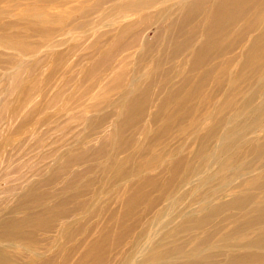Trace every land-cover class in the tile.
<instances>
[{
	"label": "rangeland",
	"instance_id": "obj_1",
	"mask_svg": "<svg viewBox=\"0 0 264 264\" xmlns=\"http://www.w3.org/2000/svg\"><path fill=\"white\" fill-rule=\"evenodd\" d=\"M180 1L0 0V212L10 208L16 195L27 185L38 181H41V191L49 192L54 196L53 200L60 201L63 185L75 172H81L90 165L97 168L102 166L111 155L113 123L120 113L116 100L120 98L122 91L128 90L131 78L143 72V68L140 72L136 69V53L144 48L146 55L156 54L160 48L159 40L176 15L167 17L174 13ZM214 2L215 0H209L202 7V13L187 30L206 24ZM236 2L245 13L243 20L232 27V36L235 37L238 27L246 22L254 23L250 32V36H254L264 28V0ZM133 37H136L133 40L136 41L134 46L113 52V46L118 40L129 41ZM236 44L234 42L229 45L232 53L228 57L222 56L214 63L220 65L225 58L236 59V63H231L226 70L224 84L216 91L215 98L211 99L212 106L204 107L186 122L183 128L186 133L173 131L169 134L170 137L160 139L157 143L154 140V145L147 152L143 145L146 138L168 123L174 126L173 123L180 117L174 116L165 125L166 115L163 114L171 109L167 107L161 111V116L154 125L149 124L157 111L159 100L165 94L164 92L159 98V92L154 88V103L147 106L144 118L135 124L134 129L123 134L132 142L130 153L144 150V155L136 160L134 174L136 178L142 179L141 190L145 195L142 192L138 195L141 201L131 214L130 222L120 226L123 230L132 229L131 236L124 240L118 250L110 253V260L101 264H121L141 231L150 222L158 221L157 214L163 212L168 203L173 205V214L179 213L180 216L196 207L192 214L196 220L204 217L210 210H215L214 207L221 211L216 216L212 213L213 217L202 230L196 229L195 224H184L186 229L166 239V247L150 252L144 264H264V153L254 161L250 154L264 135L239 133L244 131L245 124L252 123L256 118L261 120L255 128L264 126V82L251 80L257 84L237 98L230 114L235 115L241 111L246 118L237 119L238 121L229 125L237 126L239 131L227 139L225 151L222 149L214 152L213 147L218 141L216 138L215 141H209L203 152L200 150L198 153V144L192 134L195 127L200 134L204 133L206 125L215 121L217 111L213 104H217L228 94L231 80H237V61L247 42ZM108 52L111 53L109 57L106 56ZM188 53L189 51L184 52L177 61H181ZM100 58L102 63L97 65L96 71H91L93 64L99 63ZM176 71L174 68L172 74ZM118 74L123 78L114 85ZM212 84L211 77L206 81L200 98L211 93ZM113 86L117 87L116 90H113ZM245 86L246 84L241 90ZM197 103L198 99L191 103L194 110L200 109L196 108ZM106 114L108 118L100 123L99 128L92 130L87 127L89 118ZM195 119L197 120L194 121ZM84 137L91 138L85 142ZM81 140L84 141V148L92 149L97 148L102 141L105 147L99 154L107 157L95 162L92 158L87 160L80 157L77 163L64 166L68 163L65 155L74 153L79 156L81 151H77L74 144H80ZM171 150L175 156L178 152L182 161L176 182L166 187L165 182L171 177L173 163L168 162L170 158L165 156V166H161L157 158L160 153ZM125 155L120 154L119 157L123 158ZM78 159L74 158L71 162ZM61 165L64 166L63 169L53 177V170ZM236 165L238 167L233 171ZM126 166H132L131 161ZM200 175H203L202 179L197 183L195 180ZM228 175L232 177L223 178ZM89 178H92L95 185L88 196L82 199L88 202L92 200L95 191L104 185L101 180L105 183L108 181L103 179L102 170H94L92 173L86 170L83 180ZM77 188L78 184L75 185V189ZM110 192L107 193V196H111L107 198L108 204L115 203L112 209L116 211V215L124 213L122 200L116 199ZM234 199H244L245 206L240 210L228 205L224 208L221 206ZM204 200L207 201L202 204ZM88 212L89 207L68 215V219H57L52 224L51 233L39 234L38 241L43 243L38 244L42 247L51 244L59 238L57 236L62 225ZM108 214L109 210L104 217L108 222L101 220L100 227L103 230L105 226L107 229L112 226ZM92 220L90 223L86 222L80 237L74 244L64 248L54 264H85L91 261L81 254L88 245L81 244L75 250L74 247L86 235H90L89 241L102 237V231H89L90 226L99 222L100 218ZM169 226L160 222L151 230L161 232ZM106 236L114 238L112 235ZM102 239L107 243L103 237ZM67 254L70 260L64 259ZM242 254L246 256L240 257Z\"/></svg>",
	"mask_w": 264,
	"mask_h": 264
},
{
	"label": "bare ground",
	"instance_id": "obj_2",
	"mask_svg": "<svg viewBox=\"0 0 264 264\" xmlns=\"http://www.w3.org/2000/svg\"><path fill=\"white\" fill-rule=\"evenodd\" d=\"M208 1L209 0H181L180 5L174 11L175 14L173 13L170 17H167L171 18L176 15L173 21L167 26L164 36L159 40L160 48L156 54L151 53L153 54L151 55L148 53L146 55L144 48H141L139 52L136 53L138 60L136 69H139L140 72L143 68V72H138V75H134V77L131 78L128 90L122 91L120 98L116 100V105L120 108V113L113 123L114 130L112 135L113 145L111 146V155L107 157L99 154L105 147V143L102 141L97 148H84L82 143L84 141L86 142L91 137H84V141L81 140L80 144H74V146H77V151H81L79 156L74 153L65 155V159L68 163H65L64 166L67 164L71 165V163L75 162L77 163V161H80L78 159L80 157L87 160L92 158L93 162L107 157L102 166L97 168L90 165L81 172H75L63 185L60 191V195L62 196L60 201L53 200L54 196L50 195L49 192L41 191V181H38L27 185L20 194L16 195L13 205L0 212V264H54L57 258L64 252V248L74 244L75 240L80 237L82 229L86 226V222L90 223L93 221L92 219L96 217H99L100 221L94 222L90 226L89 231L96 230L100 233L102 231L101 236L107 243H104L102 237L99 236L89 241L88 238L90 235H86L85 238L78 241L74 250L81 244L88 245L86 249L84 248L81 251L83 257L91 260L85 262V264H101L110 260V253L118 250L124 240L132 234V229L125 228L123 230L120 226L130 222L131 214L141 201L138 195L141 192L145 195V192L141 190L142 179L136 178L134 174L136 170V160L144 155V150H135L133 153H130L133 147L132 142L128 141L123 134L127 130L134 129L135 124L144 118L147 113V106L154 103L155 97L152 93L154 88H157L159 98L164 92L165 94L163 98L159 100L157 111L149 121V124L151 126L154 125L161 116V111L167 107L171 109L168 111L166 110V113L163 114V116L166 115L165 125L171 122L174 116L180 115V117L176 123H173L174 126L168 123L165 127L161 126L160 131L156 130L155 134L149 135L146 138L143 145L147 149V152L151 146L154 145V140L157 143L160 139L167 138L168 136L170 137V133L173 131L180 134L186 133L183 130L186 122H188L193 115L199 114L201 112L200 110L204 107L212 106L213 101L211 99L215 98L216 91L224 84L225 75L227 76L226 70L231 63H236V59L230 57L228 59L225 58V61L220 65H215L214 63L219 58H222V56L228 57L232 53L231 46H229L231 43L235 42L240 44L246 41L245 50H243L241 57L237 61L239 64L237 80H231L228 94L217 104H213L214 107L216 105L215 110L217 111L215 121L206 125L203 130V132H205L202 134L199 133L197 127L192 130L193 137L196 138L195 142L198 144V153L203 152L207 148L209 141H215L216 138H218V141L213 147L214 152L221 151L222 149L224 151L226 150L227 139L239 131L237 126L230 127L229 125H231L232 122L238 121L237 119L242 117L244 119L246 118V115H242L243 112L241 111L235 115L230 114L238 101L237 98L249 92L252 86L257 83L261 81L264 82V28L254 36H250L251 30L254 28V23L251 22L247 24L246 22L244 25L238 27L236 36H232L233 34L230 32L232 27H234L237 22L243 20L245 12L238 7L236 0H215L208 14L206 24L195 26L187 30L202 13V7L207 4ZM135 38L136 37H133L129 41L118 40L116 45L113 46V52L134 46L136 41L133 40ZM188 51V55L182 57L181 61L179 59L178 62L177 59L180 58L184 52ZM110 55V52L106 54L107 57ZM99 60V63L93 64L90 69L91 71H96L97 65L102 63V59L100 58ZM174 68H176L177 71L172 74ZM211 77L213 80L210 90L211 93L208 96L200 98L199 96L205 88L206 81ZM120 78L122 79L123 77L118 74L115 78L114 85L118 84ZM254 79L257 80V83L251 82V80ZM245 84V88L241 90L242 86ZM116 88V86H113V90H116ZM194 99H198L196 108L200 109L194 110V108L191 107V103ZM107 115L108 114L89 118L87 127L96 130L99 128L101 122L106 121L108 118ZM262 118L264 117L262 116ZM196 120L197 119L194 121ZM260 120L256 118L252 123L245 124L244 131L239 133L244 135L253 132L254 136L264 135V126L257 129L255 128L256 125L260 123ZM222 126H225V128ZM251 152L250 154L253 155V161L264 153V138L251 149ZM120 154L126 155L121 158L119 157ZM177 154L178 155L175 156L173 150H171L166 153H160V157L157 158L161 166H165L164 162L167 160L165 156L170 158H168V162L170 161L173 163L171 177L165 182L166 187L175 183L178 178L182 156L178 152ZM74 158L78 160L71 162ZM129 161H131L132 166H126ZM64 166H56V169L53 170V177H56L57 173H59ZM237 167L238 165L234 166L233 171H235ZM244 167L246 166H242V168ZM221 169L226 171L224 167ZM86 170H89V173H92L94 170H102L104 173L103 179L108 180L106 183L101 180L104 185L95 191L90 202L82 200L88 196L90 189L95 185L92 178L83 180L86 176ZM190 170L188 171V175ZM233 174L235 173L233 172ZM202 176L203 175H200L195 181L199 183ZM225 177L231 178L232 176H223V178ZM81 181L82 183H80ZM77 184L78 188L75 189V185ZM109 191H111L110 195H115L116 199L122 200L121 205L125 208L124 213L121 212L120 215H116V211L112 209L115 203L108 204L107 198L111 197L107 196ZM206 201L207 200H204L201 203L204 204ZM243 202L244 199H234L221 206L224 208L228 205L232 207V209L235 208V210H240L245 206ZM88 207V214L76 217L74 220H70L66 225H62L57 240L55 239L51 244L44 245L45 247L38 244V242L43 243V241H38L39 234L51 233L52 224L57 221V219H66L68 215H74L80 211L87 210ZM166 207L167 208H164L165 210L163 212L157 214L156 218L158 221L150 222L149 226L141 231L121 264H144L146 262L145 258L150 252L166 247L168 245V243L164 242L166 239L181 233L182 230L184 231L186 229L183 227L184 224H195L196 229L202 230L205 224L213 217L212 213L218 215L221 211H218L217 208L214 207L215 210H210L204 217L202 216L196 220L192 215L196 207L189 209L190 211L183 213L182 216H180L179 213L173 214L172 203L166 204ZM108 210L112 226H108L110 229H107V226H105L103 230V228L100 227L101 220L108 222L104 218ZM177 217L180 219H177ZM160 222L170 226L161 232H153L151 230L152 227ZM106 229L107 231L104 232ZM172 230H175L174 234ZM187 230H189V226ZM106 235H112L114 238L112 239ZM74 250L73 253H75ZM243 256H246V254L240 255V257ZM64 257L65 260L71 259L70 256L68 257V254Z\"/></svg>",
	"mask_w": 264,
	"mask_h": 264
}]
</instances>
